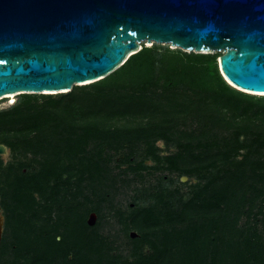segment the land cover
Returning a JSON list of instances; mask_svg holds the SVG:
<instances>
[{"label":"rangeland","instance_id":"rangeland-1","mask_svg":"<svg viewBox=\"0 0 264 264\" xmlns=\"http://www.w3.org/2000/svg\"><path fill=\"white\" fill-rule=\"evenodd\" d=\"M145 47H156L157 56L167 51L192 54L169 45L142 43L141 48ZM28 96L32 98L27 104L20 94L12 104L10 99L0 101V146L5 148L0 155V264L15 263L9 247L13 184L19 177L37 173L46 162L67 173L64 183H58L56 201L48 199L50 190L42 198L34 194L37 214L22 208L24 218L38 231L56 225L64 234L95 214L89 230L91 240L96 237L103 245L102 264H135L140 255L152 256L148 244L133 242L141 233L155 240L162 229L185 228L197 218L220 223L224 230L218 234L230 247L254 235L264 247V170L260 169L264 166V107L258 103L228 102L162 85L142 90L132 85L94 88L90 84L55 95ZM251 96L264 100V96ZM16 105L19 108L12 110ZM38 112L45 117L43 127L27 138L41 148L36 153L24 151V128L16 121ZM87 128L91 134L85 136L81 150L67 156L70 140H84ZM235 130L241 132L245 149L225 159L223 154L232 156L237 147ZM165 158H173L175 166ZM222 188L227 191L221 209L209 216L203 202ZM154 206L159 215L173 214L171 221L161 217L160 226L151 227L144 211ZM180 215L188 220L178 224Z\"/></svg>","mask_w":264,"mask_h":264},{"label":"water","instance_id":"water-1","mask_svg":"<svg viewBox=\"0 0 264 264\" xmlns=\"http://www.w3.org/2000/svg\"><path fill=\"white\" fill-rule=\"evenodd\" d=\"M141 43L221 54L231 87L264 93V0H0V98L94 84Z\"/></svg>","mask_w":264,"mask_h":264},{"label":"trees","instance_id":"trees-1","mask_svg":"<svg viewBox=\"0 0 264 264\" xmlns=\"http://www.w3.org/2000/svg\"><path fill=\"white\" fill-rule=\"evenodd\" d=\"M156 50V47L142 48L115 72L91 86L111 88L132 85L142 90L159 85L165 88L184 87L208 93L218 100L226 98L228 102L253 101L262 108L264 107L263 99L254 100L253 96L244 94L226 83L217 66L219 54H181L167 51L157 56ZM24 97H26L25 104L31 102V96L24 95ZM18 108L19 106L16 105L12 110ZM16 122H22L24 128V132L21 133L22 137H25L21 141L24 151L36 153V150L41 148L40 143L37 146L27 136L41 130L45 122L43 113L26 115ZM83 133L84 140L79 142L70 140V144L67 145V156L74 155L81 150L85 136L90 135L91 131L87 128L83 130ZM240 137L241 132L235 130L233 138L237 147L231 151L232 156L224 153L225 159L235 158L238 150L245 149ZM153 154L152 151L151 155ZM165 160L171 166H175L173 158H165ZM58 169L56 164L46 162L37 173L19 177L13 184L12 199L15 206L10 212V218L13 221L11 224L13 242L9 247L13 253L14 264H55L56 262L60 264H102L103 245L97 241L96 237L91 240L92 234L89 230L91 228L87 222H77L61 234L56 225L42 226L38 231L35 225H31L30 221L24 218L22 208L26 212L37 214V210H34L37 196L42 198L50 190L48 199L57 200L58 183H64L63 177L67 175L66 172L62 173ZM260 169L264 170V166ZM66 181L69 182V177ZM226 191L227 188H222L205 199L204 212L210 216L213 211L220 210L219 207L225 200ZM154 208L156 207H149L144 211L145 221L151 227H159L161 217H164L166 222L171 221L169 218L173 217V214L166 212L159 215ZM187 220L188 218L184 219L183 215H180L176 221L180 224ZM198 220L200 219L186 223L185 228L171 226L162 229L160 237H156L155 240H148V235L141 233L140 238L133 242L137 245L148 244L153 250V255L145 257L140 255L135 264H154L159 261L166 262V264H264V247L259 237L256 238V235L249 239L245 237L242 244L230 247L228 240L225 238L223 240V236L220 237L218 234L224 230L222 226H219L220 223L214 220L208 222ZM227 231L232 232L233 230L228 228ZM253 237L256 239L254 240Z\"/></svg>","mask_w":264,"mask_h":264},{"label":"bare ground","instance_id":"bare-ground-1","mask_svg":"<svg viewBox=\"0 0 264 264\" xmlns=\"http://www.w3.org/2000/svg\"><path fill=\"white\" fill-rule=\"evenodd\" d=\"M140 45L142 46V43H141ZM163 45H164V44H163ZM140 49H141V47H140ZM88 83H90V82H88ZM85 84H87V83L80 84V85H85ZM231 85H232V84H231ZM231 85H230V86H231ZM232 86H234V85H232ZM234 87H236V86H234ZM236 88H237V87H236ZM237 89H239V88H237ZM241 91H244V92L250 93L251 95L264 96V93H257V92H251V91H245V90H241ZM65 92H66V91L61 92V93H65ZM44 94L55 95V94H58V93H57V92H44ZM17 95H18V94H7V95L1 97V98H0V101H1V100H4V99H10V100H11L10 103L12 104V103L15 102V101H14V98H15Z\"/></svg>","mask_w":264,"mask_h":264}]
</instances>
